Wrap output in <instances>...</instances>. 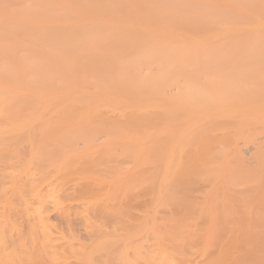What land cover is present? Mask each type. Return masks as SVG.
<instances>
[{"label": "bare ground", "instance_id": "obj_1", "mask_svg": "<svg viewBox=\"0 0 264 264\" xmlns=\"http://www.w3.org/2000/svg\"><path fill=\"white\" fill-rule=\"evenodd\" d=\"M195 252L264 264V0H0V264Z\"/></svg>", "mask_w": 264, "mask_h": 264}, {"label": "rangeland", "instance_id": "obj_2", "mask_svg": "<svg viewBox=\"0 0 264 264\" xmlns=\"http://www.w3.org/2000/svg\"><path fill=\"white\" fill-rule=\"evenodd\" d=\"M72 146L74 148H80L81 143H72ZM207 191H210L209 187L207 185L199 184L197 186V191L194 192V195L197 196L198 198H201ZM59 196L63 200L64 204L66 207H71L73 210L75 209V203L78 200V196L76 193V177L75 175H70L66 178L63 189L59 191ZM142 200H134L132 203L133 207L135 208V215L138 214V210H140L142 207H144V202ZM165 212L163 210L158 211V215L164 214ZM94 217H98V210L95 211ZM52 222L54 225L59 229L61 228L65 232L68 230V225L69 224L73 231L77 234V239L76 242L78 244H81L83 246H88L92 241L98 239L101 234H103L106 231L111 230V225L110 222L105 220L102 222V228L99 231L94 232L93 234H88L87 232H84L81 229V224L79 219H77L74 216H71L69 220H63L59 218L58 216H55L52 218ZM95 238V239H94ZM134 242H137L136 240ZM121 242L118 241V246H120ZM202 257L197 253H193L190 255V261L195 264L196 262H200ZM69 264H78L76 263L72 258L69 259ZM94 264H97L95 261Z\"/></svg>", "mask_w": 264, "mask_h": 264}]
</instances>
